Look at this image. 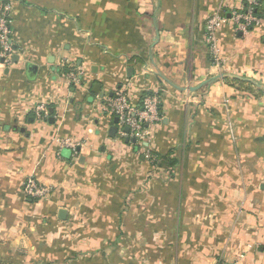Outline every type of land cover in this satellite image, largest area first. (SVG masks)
<instances>
[{
  "label": "crops",
  "instance_id": "obj_1",
  "mask_svg": "<svg viewBox=\"0 0 264 264\" xmlns=\"http://www.w3.org/2000/svg\"><path fill=\"white\" fill-rule=\"evenodd\" d=\"M258 1L260 22L246 34L231 21L245 0H0V16L11 6L17 57L0 70V258L264 264ZM219 9L220 70L205 42L206 22ZM222 75L258 87L252 94L237 79L212 81ZM118 92L136 108L150 93L161 95L164 119L150 144L176 159L170 172L154 169L103 111ZM40 105L48 109L43 121L34 113ZM59 139L76 143L77 153L60 149ZM28 180L49 197L27 199Z\"/></svg>",
  "mask_w": 264,
  "mask_h": 264
},
{
  "label": "built area",
  "instance_id": "obj_2",
  "mask_svg": "<svg viewBox=\"0 0 264 264\" xmlns=\"http://www.w3.org/2000/svg\"><path fill=\"white\" fill-rule=\"evenodd\" d=\"M259 6L258 0H245V3L239 9H235L231 14V21L237 32L249 33L256 27L260 18L257 14ZM11 6L5 3L3 12L0 16V70L14 65V56L16 51L11 40ZM225 22V16L219 9L206 22L205 42L208 47L211 63L220 70L224 66L221 58V48L218 43L217 33L221 25ZM73 84H79L77 73L68 74ZM162 98L159 93L145 97L141 107H133L128 97L123 92H118L114 97L107 100L103 106V111L118 118L121 128H129V138L135 139L136 144L143 154L144 158L150 163L156 161L155 152L151 147V130L162 123L164 117L160 113ZM35 116L39 121L45 120L48 115V109L45 105L35 108ZM122 136H126L121 132ZM60 149H70L76 154L77 144L71 140H57ZM24 196L31 200H44L49 197L50 190L39 185L34 180H28L23 189Z\"/></svg>",
  "mask_w": 264,
  "mask_h": 264
},
{
  "label": "trees",
  "instance_id": "obj_3",
  "mask_svg": "<svg viewBox=\"0 0 264 264\" xmlns=\"http://www.w3.org/2000/svg\"><path fill=\"white\" fill-rule=\"evenodd\" d=\"M256 12H258V8H257ZM136 61L138 63H141L140 60H136ZM232 83L237 84L240 88H243V89H245L246 91H249L252 94L254 93V91H253L254 88L258 87V86L254 85L252 83L244 82V81H241V80H235V81H232ZM258 91H259V93H263L264 92V90L261 89V88H258ZM150 95H153V94L150 93ZM160 113H161V115H163V113L161 111V107H160ZM134 145H135L134 147H137L139 149V147L136 144H134ZM154 152H155L156 161L154 163H151V165L153 166L154 169H162V170L165 169V170H167L169 172L172 169H174V167L177 164V161H176V159H174L172 154H169V155H166V156H161L155 150H154ZM29 200H31V199H29ZM34 201L35 200H31V202H34ZM0 264H12V263L9 262V261H5V260L0 258Z\"/></svg>",
  "mask_w": 264,
  "mask_h": 264
},
{
  "label": "water",
  "instance_id": "obj_4",
  "mask_svg": "<svg viewBox=\"0 0 264 264\" xmlns=\"http://www.w3.org/2000/svg\"><path fill=\"white\" fill-rule=\"evenodd\" d=\"M15 50H16V49H15ZM16 58H17V57H14V60H15ZM226 78H232V79H237V80H241V81L250 82V81L245 80V79H243V78H240V77H237V76H229V75L217 76V77L213 78L212 81L223 80V79H226ZM209 82H210V81H209ZM209 82L204 83V85L208 84ZM95 88H99V86L96 85ZM116 120H117V123H119L118 118H117ZM129 131H130L129 128H125V132H126V133H129ZM126 142L129 143V140L127 139ZM132 143L135 144L136 141H135V140H132ZM64 214H65V213L62 212V213H61V216L63 217Z\"/></svg>",
  "mask_w": 264,
  "mask_h": 264
}]
</instances>
